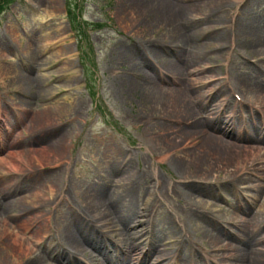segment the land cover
<instances>
[{
	"label": "rangeland",
	"instance_id": "rangeland-1",
	"mask_svg": "<svg viewBox=\"0 0 264 264\" xmlns=\"http://www.w3.org/2000/svg\"><path fill=\"white\" fill-rule=\"evenodd\" d=\"M56 1L0 0V236L27 237L33 226L22 236L24 223L63 227L72 211L99 219L93 189L118 188L137 220L153 226L171 217L176 238L155 236L173 260L182 253L184 264H264V95L243 81L264 69V21L255 18L264 17V0H145L147 12L127 0ZM153 1L172 12L197 6L175 20L188 34L182 41L154 24ZM252 18L257 36L245 37L243 20ZM159 89L184 91L176 110ZM231 101L240 129L223 124ZM207 137L236 149L223 159L203 154ZM189 153L201 164L185 162ZM129 169L143 178L140 197L121 187ZM42 210H51L50 222ZM134 225L129 231L141 228ZM49 247L38 249L41 264H58Z\"/></svg>",
	"mask_w": 264,
	"mask_h": 264
},
{
	"label": "bare ground",
	"instance_id": "bare-ground-1",
	"mask_svg": "<svg viewBox=\"0 0 264 264\" xmlns=\"http://www.w3.org/2000/svg\"><path fill=\"white\" fill-rule=\"evenodd\" d=\"M144 1L145 0H127V3L129 6L139 8L140 11L147 12V7L146 5H144ZM52 3L54 6L57 1L52 0ZM179 7L180 6H175V8ZM185 8H192L193 12H197L196 5L188 6ZM185 8L181 7V11H179L178 9L177 11L172 12L171 4L166 1H153V4L149 6V10L151 9L155 15L154 22L156 23L154 24L171 28L169 37L173 38L174 41H182L183 35H188L185 31H182L180 28H176L175 26L176 18H181L182 16H185L190 12ZM255 18L264 21V17L259 18L257 15ZM255 18H252L251 20H243L244 25L241 28L245 37L257 36L254 34V32L257 31L256 29H254L256 25ZM194 28L195 26L193 27V29ZM193 29H191L190 27L189 34L193 32ZM169 64V69L176 70V66H173L171 62H169ZM243 81L245 84L253 86L252 90H256V93L264 95V85H262V83L264 82V69L261 70L259 68H255L252 79L251 77H244ZM159 90H161L159 94L163 99L167 100V103H170L172 105V108L174 110L178 108V100L183 98L185 95L184 91L177 89L169 90L167 94L166 92H164L165 89ZM221 95H224L223 90H220L217 93V96ZM235 107V102L231 101V106L230 108H228V112H226V115L224 116L225 119L223 124L227 126L226 129L242 125L241 119L233 113V109ZM249 127L251 129L254 128L251 126ZM70 137V134H65L57 140L55 145L58 152H64L66 150L67 138ZM166 137L167 136H165L164 138L160 137L163 145H165L166 140L169 139H167ZM203 143H200L202 148V151L200 152H202L203 154L213 153L214 155L218 156V158L222 159L223 157H220L222 156V154L227 157L229 151L236 149L235 147L224 145L220 140L211 137L206 139ZM218 145H222V150L218 149ZM179 158L180 157L176 156V160L173 161V164L175 169L180 171V173H178L183 175L182 171H184L185 168H183V162ZM184 160L185 162L195 161L199 164H201L200 162L202 161L201 158L195 157L194 153H189L187 159ZM228 162L231 163V161ZM129 173H131V169H129L127 174L123 176V184L121 185V187H124L123 191L126 190L125 193L128 196L138 195L140 197V189L136 191L135 185L137 186L140 182H142L143 178H137V173ZM53 185H55V181L54 184L53 181L50 182V186ZM128 185L129 188L127 187ZM193 186L194 185H192V187ZM122 197L123 195L118 188H112L110 191L103 188L93 189L89 199H91V202L94 203L95 207L92 209H95L94 212L95 214H98L96 216H100V220L92 216V219L94 221H90L89 216L87 217V214H89L87 213V211H72L70 212L67 220L63 221V228L57 229L56 232L45 231V223L41 221L31 223L29 225H25L26 223H24L20 225L22 229H24L23 232H25H22L21 235L27 236L26 233H28L30 227L33 226L30 235H28L27 237H21L19 238V240H13L12 242H9L12 238V235L9 231L4 229L0 238L3 237L2 240H4V238L6 237V240L5 242H3V247H1L0 249V261H4V264H21L20 260L24 261V263L27 260V264H41L44 262V258L41 254H38V249H43L44 247H46V245H51L52 247V245L54 244L56 246L53 249V253L58 264H81L79 263L81 262V260H87L90 262V264H184L183 262H186L188 259L187 255H183L181 253L177 260H173L174 258H171V253L169 251H166L165 249H163L165 251H162L161 245H158L157 243V236H155V234L157 233L159 239H161L162 234H176L174 228H176L177 225H174L171 217L169 216L166 220L158 222L153 226H148L147 222L137 220L139 215L131 209L127 197L124 196V199H122L121 201ZM141 210V216L145 217H148L147 213L151 212L150 208H142ZM50 211L51 210H42V212H38L37 214H43L41 218H44V220H47L46 222H48L51 220L52 213ZM99 211H102V213H98ZM89 212L92 213L90 210ZM203 219L209 220L204 217ZM97 222L98 224H102L97 225ZM135 222H139L141 228H139V230L129 231L128 227L133 226ZM148 223L151 224L152 220H149ZM0 226L2 228L5 227L3 223H0ZM136 226L137 225H134L133 227L137 228ZM144 226H146L145 231L147 232V234L152 236L150 240H148V237V239L144 241L145 236H147V234L145 235L144 233ZM176 236L177 234L172 236V238H176ZM178 240L182 239L179 238ZM114 242L116 243V246L119 247V251L115 249ZM109 243H114V245L111 248H108ZM148 244L149 252H147L146 255H142V251ZM142 245H144L143 250ZM51 247H49V249H51ZM86 247H90L93 250H96L97 252L93 253H96L97 255L88 254ZM180 248L182 249V246H180ZM6 250L8 254L7 257L3 259V254ZM153 252L156 254L154 258L150 257ZM77 255H80L83 259H81L80 261L77 260L75 258V256ZM122 258L123 263H121L120 261V259ZM260 261H264V259L259 260V262ZM196 264H201V262L197 261ZM240 264L242 263L240 262Z\"/></svg>",
	"mask_w": 264,
	"mask_h": 264
}]
</instances>
